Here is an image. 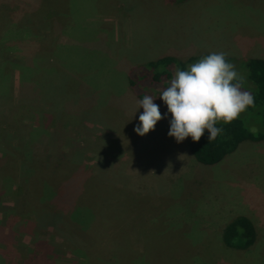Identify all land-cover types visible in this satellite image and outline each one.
<instances>
[{
  "label": "rangeland",
  "instance_id": "374dc122",
  "mask_svg": "<svg viewBox=\"0 0 264 264\" xmlns=\"http://www.w3.org/2000/svg\"><path fill=\"white\" fill-rule=\"evenodd\" d=\"M73 1L77 14L86 19L84 27L70 32L69 37V32L57 29L54 36L66 49L74 45V54L82 59L79 65L87 69L81 70L88 76L87 84L75 91L71 117L78 118L72 120L77 127L86 117L90 129H76L79 137L71 129L72 138H78L66 136L67 140L61 141L57 135L62 130L51 131L48 126L41 131V137L52 142L57 136L61 148L71 149L82 143L78 150H83V154L77 157L84 166H94V171L68 207V212L76 210L78 231L72 233L71 222L61 224L57 230L43 228L45 239L59 243L50 250L57 264H106L114 260L111 252L120 250L125 243L126 264H264V141H244L219 163L199 164L188 152L189 137L177 143L167 135L171 115L158 97L177 68L186 70L212 52L227 54V61L244 78L242 90L251 92L253 85L245 62L251 58L264 60V0ZM14 21V8L1 3L0 32L9 29ZM80 23H73L72 27H82ZM4 24L6 27L2 28ZM17 32L15 29L14 43ZM35 33L49 39L46 28ZM113 37L114 44L110 42ZM99 52L103 54L96 58ZM168 57L175 61L168 67L148 64ZM105 71L106 86L95 81ZM17 77L16 73L12 91L6 95L9 103L0 104V136L6 134L8 145L14 144V135L23 134L24 129L38 123L36 103L28 101V108L26 104L18 105ZM74 87L76 84L71 89ZM145 94L157 96L154 103L165 118L157 122L154 130L138 136L134 128L143 109L137 108V102ZM66 97L71 99V94L65 92L61 100ZM89 106L91 109H87ZM49 108L42 106L39 111ZM63 115L58 121L65 129L68 122ZM20 116H28L32 123L29 129L27 117L20 120ZM237 119L252 133L264 131L257 113L245 110ZM5 177L13 178L12 189L1 196L0 223L2 215L11 212L9 209L14 213L16 195L14 173ZM105 183L110 193L98 192L96 208L105 207L112 213L124 208L127 213L123 215V229L127 234L119 240L109 235L110 230L105 234L100 231L96 242L90 245L87 236L79 234L90 217L88 208L81 204L98 185ZM79 206L83 208L77 209ZM15 213L21 214V210ZM29 215L19 217L29 219ZM237 217L247 218L255 230V242L246 250L227 248L222 242L224 228ZM136 223L143 228L145 240L135 237ZM22 241L30 245L29 236L22 237ZM131 253L143 258L129 262L127 255ZM17 258L20 257L14 252V264L20 262Z\"/></svg>",
  "mask_w": 264,
  "mask_h": 264
},
{
  "label": "trees",
  "instance_id": "16d2710c",
  "mask_svg": "<svg viewBox=\"0 0 264 264\" xmlns=\"http://www.w3.org/2000/svg\"><path fill=\"white\" fill-rule=\"evenodd\" d=\"M1 3L14 8L15 21L9 29L0 32V104L9 103L6 101L8 98L6 95L12 91V80L17 73L18 105L23 106L28 101L36 103L38 105L36 110L38 123L34 122L29 129L32 123L28 116H25L29 123L25 126L29 130L25 131L24 129L23 134L14 135L13 145H8L5 140L6 134L4 137L0 136V199L8 190L12 189L10 183L13 178L6 179L7 174L14 173V191H16L14 213H11L12 209H9L11 212H8L7 215L3 214V221L0 223V262L1 264H14L15 252L16 256L20 257L17 258L20 261L17 264H57L50 250L54 244L59 243L45 239L43 236L46 231L43 228L57 230L60 229L61 224L71 222L72 233L78 231L75 222L76 210L68 212V207L88 183L91 178L90 174L94 171V166L89 168L79 161L77 156L83 154V150H78L79 144L71 149L64 146L61 148L56 139L57 136L61 137V141L67 140L66 136L70 139H77L79 134L76 129L80 132L83 129H90L86 117L79 121L78 127L76 122H72L73 119L78 118L71 117L75 106V91L86 86L85 78L88 76L78 71L77 66L80 65L74 61L75 57L71 52L75 51L74 47L67 50L64 45H59L60 39L57 40L56 35L54 36L57 29L62 31L60 26L64 25L68 18L65 13L75 9V6H72L74 1L0 0ZM47 15L52 16L46 18ZM1 27L5 28L6 25ZM43 28L49 30L48 40L38 37L35 33V30ZM15 29L18 30V38L14 43ZM67 60L71 63H67ZM174 62L173 58L168 57L151 62L149 65L154 68L159 65L168 67ZM245 67L248 79L253 85L250 93L254 98V105L247 108L246 111L257 113L264 128V60L260 58L248 59L245 62ZM164 74L167 78L170 77L167 71ZM156 77L158 76L156 75ZM74 84L76 87L72 90L71 87ZM65 92L71 94V99L66 97L61 100V96ZM58 97H60L59 100L51 102L54 100L53 98ZM39 101L42 102L39 103ZM26 106L28 108L27 104ZM42 106L49 109L40 112L39 109ZM89 108L91 109L90 106L87 109ZM61 111L65 112H63L64 115ZM60 113L65 116L64 118L68 122L65 129L58 121L59 118L62 120ZM19 118L20 120L25 119L24 116ZM43 120L50 123L41 122ZM48 126L51 131L62 130L61 134L57 135L52 142L41 137V131L46 130ZM217 127L222 128L223 131L215 140H208L206 131L198 142H193L189 137L188 152L199 164L211 166L219 163L244 141H264V131L252 133L240 119L229 124L220 122ZM71 129H75L78 137L72 138ZM81 144L80 146H82ZM12 151H14V155ZM106 186V183L105 186L99 187L98 185L97 190H93L81 204L88 208L90 217L87 221L88 224L81 227L79 234L86 235L90 245L96 242L100 231L105 234L110 230L109 235L118 237L119 240L126 237L125 234H127L123 229L126 224L123 215L127 213L124 208L115 213L105 210V207L96 208L99 204L97 200H100L98 192L110 193L106 190ZM100 196L102 197V195ZM80 208L83 207L79 206L77 209ZM18 210H21V214L15 213ZM26 214H30L29 219L19 217ZM133 219L135 218L133 217ZM136 224L135 235L137 236L135 237H138L140 241L145 240L143 228L138 223ZM24 236H29L30 245L23 243L22 237ZM255 238L254 227L245 217L234 219L222 233L223 244L227 248L237 250L248 249L254 244ZM127 247L128 243H125L120 250L111 252L114 260L106 264H126ZM132 253L127 255L130 258L129 262L133 263L135 260L143 258L141 254L133 256Z\"/></svg>",
  "mask_w": 264,
  "mask_h": 264
},
{
  "label": "clouds",
  "instance_id": "9594fccd",
  "mask_svg": "<svg viewBox=\"0 0 264 264\" xmlns=\"http://www.w3.org/2000/svg\"><path fill=\"white\" fill-rule=\"evenodd\" d=\"M226 57L224 52H212L186 70L177 68L168 86L160 91L158 97L171 115L167 135L177 143L188 137L198 142L205 131L208 140H215L223 131L218 123L229 124L254 105L251 93L242 90L244 78ZM156 99L145 94L137 102V108L143 109L134 128L138 136L148 134L165 118L154 103Z\"/></svg>",
  "mask_w": 264,
  "mask_h": 264
},
{
  "label": "crops",
  "instance_id": "0c3cea01",
  "mask_svg": "<svg viewBox=\"0 0 264 264\" xmlns=\"http://www.w3.org/2000/svg\"><path fill=\"white\" fill-rule=\"evenodd\" d=\"M77 12H78V10H73V11H67L65 14L68 16V18L65 20V23H64V25L62 24L60 27L62 28V29H60V30H62V32H69V33H67V34H69L68 35V37L70 36V32H75V30H78V29H81V28H83L84 27V25H85V21H86V19H83V18H81L82 16H80V14H77ZM113 13H115V11L114 12H112V13H110V15H112ZM83 20V21H80V20ZM107 20V19H106ZM106 20H104L103 22H105ZM80 23V22H82L83 24H81L82 25V27L81 26H79V28H74V27H72V24L73 23ZM99 22V21H98ZM103 25H105L104 23H103ZM108 27H109V29H110V26L111 25H107ZM111 28H112V26H111ZM112 31H113V28L111 29ZM104 34H105V32L104 31H102ZM109 34V33H108ZM109 36L107 37V41L109 42ZM110 42H112L113 44L115 43V38L113 37L112 38V40L110 41ZM115 46V45H114ZM71 47H75L74 45H71ZM71 47L70 48H68L67 50H70L71 49ZM76 51V50H75ZM75 51H71L72 52V54H74V52ZM111 53V52H110ZM102 55L103 53H98L95 57L97 58V56H99V55ZM74 61L76 62H78V63H82V59H80V58H77V56L74 54ZM110 57L111 58H114L111 54H110ZM116 58V57H115ZM157 61V60H156ZM67 63L69 62L68 60L66 61ZM151 62H155V61H148V64L149 63H151ZM69 63H71V62H69ZM77 65V64H76ZM78 67V71H80L81 72V70H86V69H84V68H82V65H80V66H77ZM93 70V69H92ZM106 71H107V69H106ZM106 71L104 72V73H101L99 76H101V78L100 79H97V80H95L96 82H98V80H99V83L102 85V84H104V86H106ZM93 73H94V76H96L95 75V72H94V70H93ZM99 94H101V92H99ZM108 107H110V108H112L111 107V105L110 106H108Z\"/></svg>",
  "mask_w": 264,
  "mask_h": 264
}]
</instances>
